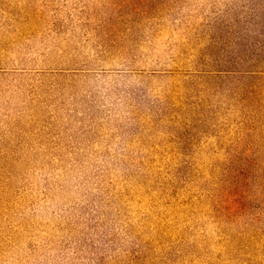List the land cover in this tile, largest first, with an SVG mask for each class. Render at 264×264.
<instances>
[{
  "label": "rangeland",
  "instance_id": "374dc122",
  "mask_svg": "<svg viewBox=\"0 0 264 264\" xmlns=\"http://www.w3.org/2000/svg\"><path fill=\"white\" fill-rule=\"evenodd\" d=\"M0 264H264V0H0Z\"/></svg>",
  "mask_w": 264,
  "mask_h": 264
}]
</instances>
